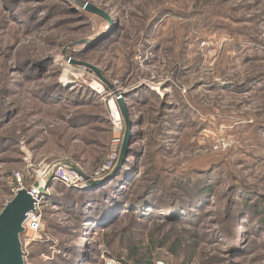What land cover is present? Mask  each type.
Returning <instances> with one entry per match:
<instances>
[{
	"label": "rangeland",
	"instance_id": "obj_1",
	"mask_svg": "<svg viewBox=\"0 0 264 264\" xmlns=\"http://www.w3.org/2000/svg\"><path fill=\"white\" fill-rule=\"evenodd\" d=\"M117 92L129 152L102 186L151 185L162 209L134 206L99 231L73 213L94 187L39 172L106 162L115 108L122 144L126 131ZM17 173L44 188L43 227L21 235L26 264H127L150 247L153 264H264V0H0V212ZM196 177L214 178L212 196L187 195L179 181Z\"/></svg>",
	"mask_w": 264,
	"mask_h": 264
},
{
	"label": "trees",
	"instance_id": "obj_2",
	"mask_svg": "<svg viewBox=\"0 0 264 264\" xmlns=\"http://www.w3.org/2000/svg\"><path fill=\"white\" fill-rule=\"evenodd\" d=\"M213 179V177H206L204 179L198 177L196 180L184 178L179 182L183 185H186L185 189L187 188V190L190 192L187 194L188 196L194 197L196 200H200L203 197H210V195H213L215 187L212 182ZM116 180L115 181L117 183L114 184V186L111 185L113 182H110L107 185L101 186L99 188L81 190L80 193H78L81 206L80 208H77L76 205L75 208H73L75 217L81 221L92 223V226L95 229L101 231L100 229L103 227H107L118 221V217L112 220V216L115 217V215H119L120 212L132 211L135 209V207H145L147 208V211L151 210L153 207H155L154 209H162L160 203H158V198L155 196L154 198H152V196L149 199L147 198V192L151 185L148 184L149 186L147 187V185H141L140 183L134 188L132 187L131 189H128L129 186L126 187V185L130 184V182L127 180H121L120 178H117ZM155 182V180L152 181V185ZM125 187L128 189L129 195H127L125 192L127 191L125 190ZM181 187L182 186L179 188ZM72 191H74V189H68L67 191L66 200L68 203L75 200ZM187 201L190 202L189 199H187ZM53 202L59 203L56 199H53ZM167 219L164 218L163 222H165ZM156 225L161 230V226H163V224ZM168 238L169 237L163 236L162 238L159 237L157 240L152 239V245L150 246H156L158 243L160 247H165ZM177 243L181 244L179 240H177ZM153 251V247H150L147 252L140 254L138 249L136 251V249L130 248V254L125 258L124 262L130 264L128 261L132 259L135 264H153V259L155 257ZM118 255L119 254H117V256Z\"/></svg>",
	"mask_w": 264,
	"mask_h": 264
},
{
	"label": "water",
	"instance_id": "obj_3",
	"mask_svg": "<svg viewBox=\"0 0 264 264\" xmlns=\"http://www.w3.org/2000/svg\"><path fill=\"white\" fill-rule=\"evenodd\" d=\"M89 11L99 14L103 17L111 19L109 15L98 8L96 5L86 3L84 5ZM94 70L101 77V73L94 67ZM119 110L126 123V131L122 144L118 164L109 173L104 176L92 178L91 175H86L79 172L74 166V169L85 178L86 184L90 187H100L111 180L120 171L129 152L130 136L132 123L129 116L127 102L123 94L116 95ZM35 187L43 192L44 188L39 183H35ZM35 199L27 189H21L14 194V197L8 201L0 212V264H26L24 259V251L21 241V235L25 233L24 222L27 212L34 208Z\"/></svg>",
	"mask_w": 264,
	"mask_h": 264
},
{
	"label": "built area",
	"instance_id": "obj_4",
	"mask_svg": "<svg viewBox=\"0 0 264 264\" xmlns=\"http://www.w3.org/2000/svg\"><path fill=\"white\" fill-rule=\"evenodd\" d=\"M113 129L115 132V138L113 139L111 145V153L109 154L106 162L99 169H97V171L94 172L93 175H91L92 178L101 177L110 170H112L113 161H115L119 155V150L122 144V135L124 132V123L121 116L114 117ZM39 173H40L39 175L42 177V180L51 178L52 180L61 182L62 184L68 187L86 188L88 186V184H86L85 182V178L82 175H80L74 169V166L71 164H67V163H58L53 165L48 164L47 166H45L44 172H39ZM16 179L18 180L21 186L16 188L14 194L21 189H27L29 193L32 195V197L35 199L34 208L27 212L26 219L24 222V227L26 231L24 234H22L25 236L24 239L26 242H32L33 238H30V236H27V234L29 232L38 234L43 227V218L40 210L42 192H40L39 189L35 186L24 187L22 185V177L20 173L16 174ZM157 263L164 264L163 261H158ZM108 264H117V263L115 260H111Z\"/></svg>",
	"mask_w": 264,
	"mask_h": 264
},
{
	"label": "bare ground",
	"instance_id": "obj_5",
	"mask_svg": "<svg viewBox=\"0 0 264 264\" xmlns=\"http://www.w3.org/2000/svg\"><path fill=\"white\" fill-rule=\"evenodd\" d=\"M114 110H115V115H116L117 117H119L120 114H119L118 110H117L116 108H115ZM41 186H42V185H41Z\"/></svg>",
	"mask_w": 264,
	"mask_h": 264
}]
</instances>
